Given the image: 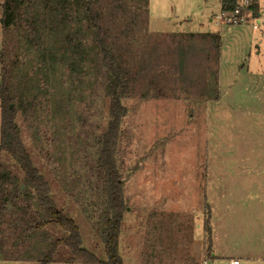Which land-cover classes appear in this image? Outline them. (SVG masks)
Masks as SVG:
<instances>
[{
    "label": "rangeland",
    "instance_id": "1",
    "mask_svg": "<svg viewBox=\"0 0 264 264\" xmlns=\"http://www.w3.org/2000/svg\"><path fill=\"white\" fill-rule=\"evenodd\" d=\"M88 1L82 23L71 24L87 34L82 55L65 68L59 52L54 65L66 70L62 80L48 72L53 78L42 81L37 52L28 54L21 40L24 25L5 37L0 24V83L8 66L14 95H22L20 83L29 82L23 76L40 75L24 87L16 121L51 198L78 225L82 247L107 260L99 149L111 120V78L102 57L87 64L100 45L114 59L127 111L115 150L126 205L123 263L264 264L260 33L210 22L221 0ZM43 42L57 48L55 38ZM1 123L0 110V142ZM0 164V264H43L48 255L49 264H73L68 249L56 245L67 234L55 224L40 226L42 212L21 169L5 153Z\"/></svg>",
    "mask_w": 264,
    "mask_h": 264
},
{
    "label": "trees",
    "instance_id": "2",
    "mask_svg": "<svg viewBox=\"0 0 264 264\" xmlns=\"http://www.w3.org/2000/svg\"><path fill=\"white\" fill-rule=\"evenodd\" d=\"M221 1L223 9H230L236 5V0ZM1 8L2 16L0 24L5 37H8L11 28H19L20 24L26 27L23 29L24 36L20 35L21 40L25 42L28 54H30L31 48L37 52L38 57L34 65H38L41 70L45 71V81H42L48 83V79L53 78V76L56 78L59 76V80H62V77L69 78L66 70H56L54 65L58 62L57 57L59 52H61L60 63L65 68L72 67L73 58L82 55L83 51L81 47H84L83 38L87 34L83 35L84 32L80 27L76 31H73L71 24L82 23L83 20L80 18L81 13L84 12L85 14L87 12L88 14L90 2L88 0H5ZM28 28L31 29L27 32ZM46 37L50 40L55 38L57 48L44 47L45 42L43 40ZM95 39L100 44L102 43L98 40V36ZM94 49L96 50L95 53H92V55L90 53L87 54V64H93L98 58L102 57L105 68L111 78L108 85L111 101V120L101 137L99 149V164L103 172L102 182L107 207L103 232L107 260H100L95 254L82 247L78 225L74 220L65 216L62 210L58 209L51 198L50 184L34 166L31 156L22 141L21 130L16 121L18 106L20 105L19 100L24 94L25 88L29 89V83L34 80L36 81L37 76L40 78L38 74L32 78L25 75L28 74L30 67L26 68L24 72L25 76H23L29 82L20 83L21 85L24 84L22 95H14L10 79L11 73L8 72V66H6V70L8 71L2 73L0 83V110L2 119L0 154L5 153L11 157L23 172L26 190H30L33 193L37 205L40 207V212H42L43 222L40 223V226L45 227L49 224H55L67 234V237L58 241L56 245H63L68 249L72 256L69 261L70 263L124 264L119 254V237L126 212V205L124 201V182L115 160V150L120 138L121 123L127 111L120 103L118 95L119 72L115 67L112 55L100 45ZM33 63L32 60L28 66H32ZM48 72L53 76L50 77ZM40 81L39 79L37 83L39 84ZM90 85L92 83H87V86ZM39 88L42 89L41 86H38L37 89ZM0 169H2L1 164ZM13 198L17 199V196ZM205 232L210 239L211 228L209 225H205ZM50 261L51 255H48L43 260V264H49Z\"/></svg>",
    "mask_w": 264,
    "mask_h": 264
},
{
    "label": "built area",
    "instance_id": "3",
    "mask_svg": "<svg viewBox=\"0 0 264 264\" xmlns=\"http://www.w3.org/2000/svg\"><path fill=\"white\" fill-rule=\"evenodd\" d=\"M211 22L228 27L250 26L253 31L260 33L264 41V0H236L233 8L222 9L213 16ZM228 264H241V262L232 260Z\"/></svg>",
    "mask_w": 264,
    "mask_h": 264
},
{
    "label": "crops",
    "instance_id": "4",
    "mask_svg": "<svg viewBox=\"0 0 264 264\" xmlns=\"http://www.w3.org/2000/svg\"><path fill=\"white\" fill-rule=\"evenodd\" d=\"M221 3H222V1H221ZM223 9V4H222V6H221V10ZM210 22H211V19H210ZM241 28V27H240ZM242 28H250L251 29V27L250 26H246V27H242ZM201 36H203V35H205V34H200ZM191 36V35H190ZM219 51H221V45H219V46H217V54H219V57H220V52ZM260 51H261V47H259V46H257V52L258 53H260ZM217 64H218V82H219V79H220V70H219V59H218V62H217ZM213 257H215V254H214V256ZM232 260H239V259H230L229 261H228V263L230 262V261H232ZM240 261V260H239ZM205 263V262H204ZM227 262H226V264H228Z\"/></svg>",
    "mask_w": 264,
    "mask_h": 264
}]
</instances>
